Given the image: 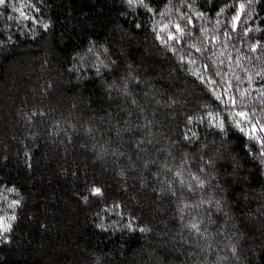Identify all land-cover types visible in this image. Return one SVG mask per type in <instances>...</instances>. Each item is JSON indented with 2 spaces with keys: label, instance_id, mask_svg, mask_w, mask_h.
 Wrapping results in <instances>:
<instances>
[{
  "label": "trees",
  "instance_id": "1",
  "mask_svg": "<svg viewBox=\"0 0 264 264\" xmlns=\"http://www.w3.org/2000/svg\"><path fill=\"white\" fill-rule=\"evenodd\" d=\"M261 128L264 0H5L0 264H264Z\"/></svg>",
  "mask_w": 264,
  "mask_h": 264
},
{
  "label": "snow or ice",
  "instance_id": "2",
  "mask_svg": "<svg viewBox=\"0 0 264 264\" xmlns=\"http://www.w3.org/2000/svg\"><path fill=\"white\" fill-rule=\"evenodd\" d=\"M128 3L132 4L133 0H128ZM139 3L143 4V0H139ZM249 3H251V0H249ZM4 4H5V0H0V5H4ZM240 7H241V10L244 9V5L243 4ZM234 19H238V17H234ZM176 27H177V30L180 31L179 25H177ZM169 38L170 39H175V37H171V36ZM253 50H255V49H253ZM217 98L219 99V97H217ZM233 103H234V101H233ZM237 115L240 116L241 118H244V119H247V117H248V114L245 113V112H238ZM241 131H243V128L241 129ZM253 131H255V127L254 126H253ZM261 131H264V128H261ZM262 143H264V142H262ZM259 155L260 156H264V151H261L259 153ZM201 186H203L202 182H201ZM92 194L93 195H100L101 194V190L99 188H94V189H92ZM13 219H14V217H13ZM129 227H131V225H129ZM191 228L199 231V225L196 224V223H193L191 225ZM0 230H2L3 232H7V231L10 230V226L5 227L3 225V222L0 221ZM140 231L143 232L145 230L144 229H140Z\"/></svg>",
  "mask_w": 264,
  "mask_h": 264
},
{
  "label": "rangeland",
  "instance_id": "3",
  "mask_svg": "<svg viewBox=\"0 0 264 264\" xmlns=\"http://www.w3.org/2000/svg\"><path fill=\"white\" fill-rule=\"evenodd\" d=\"M56 92H58V90H56ZM55 93V92H54ZM3 126V125H2Z\"/></svg>",
  "mask_w": 264,
  "mask_h": 264
}]
</instances>
